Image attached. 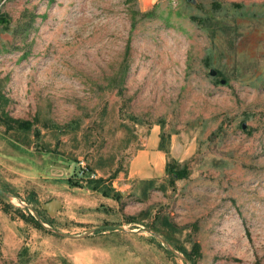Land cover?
I'll list each match as a JSON object with an SVG mask.
<instances>
[{"label":"rangeland","instance_id":"obj_1","mask_svg":"<svg viewBox=\"0 0 264 264\" xmlns=\"http://www.w3.org/2000/svg\"><path fill=\"white\" fill-rule=\"evenodd\" d=\"M0 188V264H264V0H0Z\"/></svg>","mask_w":264,"mask_h":264},{"label":"crops","instance_id":"obj_2","mask_svg":"<svg viewBox=\"0 0 264 264\" xmlns=\"http://www.w3.org/2000/svg\"><path fill=\"white\" fill-rule=\"evenodd\" d=\"M161 130L158 126L151 128L144 145L134 155L130 168L129 177L134 180H148L163 176L167 169L168 156L160 149ZM174 148V147H173Z\"/></svg>","mask_w":264,"mask_h":264},{"label":"water","instance_id":"obj_3","mask_svg":"<svg viewBox=\"0 0 264 264\" xmlns=\"http://www.w3.org/2000/svg\"><path fill=\"white\" fill-rule=\"evenodd\" d=\"M214 74L216 73V71L213 72ZM0 194L3 195L4 197H7V198H10V195L5 192V190H3L2 188H0ZM124 194V193H123ZM41 221V220H40ZM42 225L45 226V227H48L50 229H53L52 227L48 226L47 224H45L43 221H41ZM98 228H103V229H116V230H122V231H130V232H133V233H139V232H143V231H148L150 232L151 234L157 236L158 238H162L161 235L157 232H155L154 230H152L151 228L149 227H142V228H138V229H132V230H127L126 227L124 226H121V225H104V226H101V227H96L92 230H90L87 234L95 231L96 229ZM55 230V229H53ZM55 232H57L58 234H62L60 231L58 230H55ZM87 234H84V235H75V236H72V237H84L86 236ZM70 236V235H68ZM165 245L167 246V248H169L173 253L177 254L178 256L182 257L183 258V255H181L178 251L174 250L168 241H166L165 239H163Z\"/></svg>","mask_w":264,"mask_h":264},{"label":"trees","instance_id":"obj_4","mask_svg":"<svg viewBox=\"0 0 264 264\" xmlns=\"http://www.w3.org/2000/svg\"><path fill=\"white\" fill-rule=\"evenodd\" d=\"M235 4H237V3H235ZM165 141H166L165 135L162 134L161 135V142H160V149L165 151L167 153V156H168L166 172L173 171L172 174H176V172H174L176 169H177L176 171H181L179 169L180 163L177 160H175L174 158H172V156L170 154V148L167 146ZM172 168H173V170H171Z\"/></svg>","mask_w":264,"mask_h":264},{"label":"bare ground","instance_id":"obj_5","mask_svg":"<svg viewBox=\"0 0 264 264\" xmlns=\"http://www.w3.org/2000/svg\"><path fill=\"white\" fill-rule=\"evenodd\" d=\"M146 1H150V0H146Z\"/></svg>","mask_w":264,"mask_h":264}]
</instances>
